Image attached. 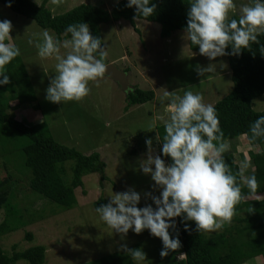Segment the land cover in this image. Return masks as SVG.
Returning a JSON list of instances; mask_svg holds the SVG:
<instances>
[{"label": "rangeland", "instance_id": "obj_1", "mask_svg": "<svg viewBox=\"0 0 264 264\" xmlns=\"http://www.w3.org/2000/svg\"><path fill=\"white\" fill-rule=\"evenodd\" d=\"M30 1L40 4L43 0ZM116 1L46 0L45 7L53 15H58L81 3L98 6L102 4V7L110 10ZM250 3L251 0H242L239 2V8ZM237 12L240 13V10L235 7L229 17ZM4 19H8L13 26L10 32L12 38L5 42L20 49L21 61L35 96V102L31 105L37 106L35 110L38 111L35 116L33 108L16 110L15 119L25 124H34L41 118L47 123L56 142L85 154L94 151L99 153L100 160L105 163L106 177L100 178L96 172L83 175L82 186L74 189L75 201L71 208L42 201L30 191L12 188L9 196L11 194V199L20 212L25 213L21 212L22 219H10V226L15 229L0 235V247L3 252L10 255L12 249L19 252L32 246H41L44 249L42 264H102L101 260L109 255H113L116 261L114 264H121L123 260L129 261L131 258L129 254L123 255L121 245H126L129 249L140 248L146 254L143 264H165L171 260L175 251H170L166 257L161 258L159 253L162 242L159 238L151 236L148 230L138 235L129 230L122 240L119 234L114 233L99 219L94 203L101 199L108 203L112 192L121 193L132 188L141 195L138 207L152 204L150 197H146L144 193L150 192L159 196V189L153 190L154 182L150 176L139 171L138 161L146 159L145 139H152L153 155L160 153L156 127L163 124L162 119L168 118L165 111L168 101L161 99L163 93L169 91L182 96L184 91L191 90L194 93L199 92L205 103H215L231 90L225 56L209 61L199 53L194 55L188 48L186 34L177 31L167 38H161L158 36L160 26L154 22L135 20V29L128 21H110L98 26V35L107 53L106 63L112 62L117 69L126 71V82L129 86L152 90L154 98L127 107L124 111V91L104 75L98 83L89 82L90 92L81 100L54 104L45 99V89L56 74V61L54 58L41 59L35 47L39 34L45 29L0 4V21ZM30 38L33 39V44L28 43ZM66 51L61 48V55ZM221 62L226 65L223 69L219 68ZM210 63L217 64L216 72L197 75V65L207 67ZM251 105L254 111H263L264 93L253 99ZM240 141L244 143L243 146L237 145ZM10 149L9 154L3 153L1 160L6 161L8 168L11 166L12 173L26 177V168L23 165L22 168L19 167V153ZM229 149L233 151L244 183L254 170L249 155L264 153V143L252 146L245 136L240 135L229 143ZM11 155L17 157L13 158ZM242 163H246L247 167L241 168ZM0 176L3 175L0 173ZM152 206L155 208V205ZM246 208L255 209L258 215L264 214V198H250ZM1 220L2 218L0 222ZM28 232L32 235L31 239L26 238ZM169 232L170 237L176 234L171 229ZM182 257L183 255H177L178 259ZM13 264L28 263L18 259ZM241 264L263 262L257 256Z\"/></svg>", "mask_w": 264, "mask_h": 264}, {"label": "clouds", "instance_id": "obj_2", "mask_svg": "<svg viewBox=\"0 0 264 264\" xmlns=\"http://www.w3.org/2000/svg\"><path fill=\"white\" fill-rule=\"evenodd\" d=\"M126 7H134L137 16L148 18L156 5L152 0H127ZM235 7L234 0H190L183 31L191 44L198 47L199 54L209 61L226 55L239 56L250 42L258 44V36L264 33V0L242 5L238 19L229 20V13ZM12 27L8 19L0 21V86L10 83L5 65L20 55L17 46L5 42L12 38ZM65 34H70V39H57L45 29L35 42L41 59L56 61V74L45 89V99L54 104L79 101L87 96L89 82L98 83L108 63L101 39L91 35L87 23L70 24ZM28 43L33 44V39ZM229 47L230 51H226ZM61 48L67 50L64 55ZM260 52L264 54V45L260 46ZM224 67L223 62L219 63V68ZM216 71L214 63L196 67L199 76ZM126 91L134 90L128 85ZM161 99L168 101L165 107L168 118L162 119L165 135L161 155H153L152 139H145L146 159L138 161L139 171L150 176L153 190L159 189V196L144 193L152 204L138 207L141 195L132 188L112 192L109 202L96 207L95 212L122 240L129 230L137 235L148 230L162 242L159 255L163 258L180 247L176 218H180L185 231L189 230L188 221L194 222L197 232L219 230L223 222L231 221L234 206L241 200V188L224 159L229 144L224 140L215 107L205 103L199 92L191 90L184 91L182 96L165 91ZM249 131L250 142L264 138V115L249 125ZM161 156L170 158L171 162L166 163ZM246 167V163L241 164V168ZM246 183L254 189L255 176L248 177ZM170 229L176 233L174 236L170 237ZM121 249L135 264L146 261V254L140 248L121 245Z\"/></svg>", "mask_w": 264, "mask_h": 264}, {"label": "trees", "instance_id": "obj_3", "mask_svg": "<svg viewBox=\"0 0 264 264\" xmlns=\"http://www.w3.org/2000/svg\"><path fill=\"white\" fill-rule=\"evenodd\" d=\"M240 1L242 0H235L238 10H240ZM45 2L46 0H43L40 4H35L30 0H0V4L5 8L32 20L41 29L52 31L60 40L70 37V34H65V29L70 24L87 23L91 35L99 38L100 24L119 20L128 21L135 29V20L157 23L160 26L158 36L167 38L177 31L184 33L186 13L190 4V0H152L156 5L155 11L152 16L143 18L136 15L134 7H126L127 0H117L110 10L102 7V4L98 6L81 3L58 15H53L45 7ZM8 4L11 6L7 7ZM239 15L240 13L237 12L228 19H238ZM257 39L258 44L250 42L248 48L242 49L239 56H225L231 90L212 105L216 109L219 126L228 144L240 135H244L252 146L264 143V138H258L254 142H250L249 139V125L258 116L264 115V110L254 111L251 105L253 99L264 93V54L260 52V46L264 45V33H261ZM187 45L192 53H199L198 47L192 45L188 39ZM226 51H230V47ZM5 74L9 76L10 83L0 86V173L3 175L0 176V218H2L0 235L15 229L10 226L9 220L22 219L21 214L25 213V211L20 212L12 201L11 194L9 196L12 188L30 191L38 195L42 201L71 208L75 201L74 189L82 186L83 175L96 172L99 173L100 178L106 177L105 163L100 160L99 153L94 151L85 154L56 142L47 123L41 118L34 124H25L15 119L16 110L33 108L35 111L33 114L36 116L38 113L35 110L37 106L31 105L35 102V96L21 61V53L5 65ZM129 88L134 91H124L126 101L124 110L154 98L152 90H142L134 86ZM156 135L161 149L165 135L163 124L156 127ZM9 149L19 153L18 156L21 157L19 167L22 168L23 165L26 168L25 178L12 173L11 166L8 168L6 161L1 160L3 153H10ZM11 156L14 158L15 155ZM249 157L254 170L248 177L255 176L257 181L254 189H250L246 181L243 183L233 151L224 153L225 162L241 188V200L234 206L231 221L224 223L219 231L207 234L205 231L197 232L194 222L191 221L187 222L189 230L185 231L180 224V218H176L180 247L165 264H241L257 256L264 264V214L258 215L255 209L246 208L250 198L252 200L264 198V153H251ZM161 158L166 163L171 162L168 157L161 156ZM104 204H107V201L101 199L94 203V207ZM31 237V233L28 232L26 238L31 239ZM12 250L13 252L8 255L0 247V264H13L18 259H23L28 264L43 263L44 249L41 246H32L19 252ZM179 254L183 255L180 259L177 258ZM123 255L129 256L125 252ZM112 259L113 255H109L101 262L114 264L116 261ZM121 264H134V262L129 258V261L123 260Z\"/></svg>", "mask_w": 264, "mask_h": 264}, {"label": "water", "instance_id": "obj_4", "mask_svg": "<svg viewBox=\"0 0 264 264\" xmlns=\"http://www.w3.org/2000/svg\"><path fill=\"white\" fill-rule=\"evenodd\" d=\"M107 69L105 76L109 77L111 80L120 86L121 90L126 91L128 89V84L126 82L125 73L116 68L113 63H107Z\"/></svg>", "mask_w": 264, "mask_h": 264}, {"label": "crops", "instance_id": "obj_5", "mask_svg": "<svg viewBox=\"0 0 264 264\" xmlns=\"http://www.w3.org/2000/svg\"><path fill=\"white\" fill-rule=\"evenodd\" d=\"M124 111H126V110H124ZM241 143H237V145H240L241 144V146H243L244 145V143L242 142V141H240Z\"/></svg>", "mask_w": 264, "mask_h": 264}]
</instances>
